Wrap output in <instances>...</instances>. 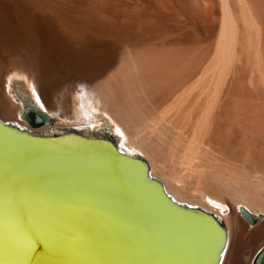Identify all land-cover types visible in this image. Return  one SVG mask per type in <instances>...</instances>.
I'll list each match as a JSON object with an SVG mask.
<instances>
[{
  "label": "bare ground",
  "instance_id": "6f19581e",
  "mask_svg": "<svg viewBox=\"0 0 264 264\" xmlns=\"http://www.w3.org/2000/svg\"><path fill=\"white\" fill-rule=\"evenodd\" d=\"M193 1L0 0V122L97 136L81 127L102 110L118 147L143 157L167 194L221 220V264H250L245 247L264 244V0H199L200 11ZM243 65L263 102L236 78ZM21 76L30 99L67 121H22ZM63 136L51 144L58 158L77 145ZM240 206L260 220L249 226Z\"/></svg>",
  "mask_w": 264,
  "mask_h": 264
},
{
  "label": "water",
  "instance_id": "95a60500",
  "mask_svg": "<svg viewBox=\"0 0 264 264\" xmlns=\"http://www.w3.org/2000/svg\"><path fill=\"white\" fill-rule=\"evenodd\" d=\"M26 109L29 126L51 122ZM0 130L10 138L0 143V264H221V220L174 200L112 135ZM62 136L77 145L58 158L51 144ZM239 212L249 224L260 217ZM252 264H264V244Z\"/></svg>",
  "mask_w": 264,
  "mask_h": 264
},
{
  "label": "rangeland",
  "instance_id": "374dc122",
  "mask_svg": "<svg viewBox=\"0 0 264 264\" xmlns=\"http://www.w3.org/2000/svg\"><path fill=\"white\" fill-rule=\"evenodd\" d=\"M165 2H168V0H164ZM197 1V0H196ZM214 2H215V0H213ZM199 2V0L197 1V4H196V2H194L193 1V3L195 4L194 6H196L197 7V9L199 10H201V8H199V7H201L200 6V3H198ZM215 7H216V2H215ZM196 9V10H197ZM216 9H218L217 7H216ZM199 10V11H200ZM217 24V21L215 22V26H217L216 25ZM214 26V28H216ZM193 29H192V27H190V30H192L193 32H194V34H195V36H196V38H195V41H197V42H201L200 44H204V42H205V40H207L208 41V39H203L202 37H204L203 36V33L201 34V32L199 33V30H200V28H198V26L197 25H193ZM216 30L214 29V32H215ZM200 36V37H199ZM206 41V42H207ZM205 42V43H206ZM209 42V41H208ZM244 67V68H243ZM243 67H241L240 66V68L242 69L241 71L239 70L236 74L237 75H235V74H231V78L235 75L236 76V78H237V76H238V74H240L241 76H242V74H243V82H241L242 80L240 79V80H238V82H241L240 83V85H241V87L244 89V90H246V92H248V93H250L249 95H251V97L253 96V97H255V99L258 97V96H260V95H258L257 97L255 96V95H257L258 93L259 94H261L262 93V91L260 90V89H258V87L256 88V85L255 84H253L254 82H247V75H248V71H247V69L246 70H244L245 69V65H243ZM243 70H244V72H243ZM248 72V73H247ZM14 75H16V74H14ZM239 75V76H240ZM17 76V75H16ZM234 76V77H235ZM238 76V77H239ZM246 76V77H245ZM250 76H252L251 74H249V80H250ZM22 78H23V80L20 78H14L15 80H18V81H20L21 80V85L20 84H18V86H15V90H16V93H22V96H21V100L20 99H18V100H16V102L18 103V104H20L21 106H22V111H21V114H20V118H21V120L22 121H24L25 123H26V121L24 120V119H22L23 117H22V115L24 114V111H25V109L27 110V111H30L31 109V107H36V108H38V107H40L41 108V112H43V113H45L46 115H48L49 117H51V122L50 123H48V122H40V124L41 125H39L38 127H47V126H53V125H55V124H57V123H60V122H65V121H67V118L66 117H59V116H57V115H51L49 112H47L45 109H44V107L42 106V105H40L39 104V101L34 97L33 99L31 98L30 99V96H31V94H30V91H33V88L31 87V83H30V81L29 80H27L24 76H21ZM233 77V78H234ZM245 77V78H244ZM12 77H10V79H11ZM240 78V77H239ZM242 78V77H241ZM244 80H245V84H244ZM28 82L30 83L29 85H30V89H29V86H28ZM27 85H26V84ZM253 84V87H251V85ZM17 85V84H16ZM246 87H245V86ZM26 91V93H23L22 91ZM247 90H249V91H247ZM254 90V91H253ZM256 90L258 91V92H256ZM18 91V92H17ZM260 91V92H259ZM13 92V94H14V91H12ZM16 93L14 94V95H16ZM18 93V94H19ZM247 93V94H248ZM257 93V94H256ZM17 96V95H16ZM19 96V95H18ZM263 98H264V92H263V94L261 95ZM260 96V97H261ZM262 97L261 98H259L258 97V99L260 100L261 99V101H262ZM261 101H258L257 100V103H261ZM21 102V103H20ZM263 102V101H262ZM264 103V102H263ZM67 108H68V114L69 113H71L72 111H71V109H70V107L69 106H67ZM87 113H90L93 117H94V115H93V112H87ZM29 114H35V113H29ZM72 114V113H71ZM96 116H95V123L98 125V126H94V128H90V127H81V129H87V130H91V131H95V132H97V133H99V134H110V135H112V137L113 136H115V134L113 133V130L111 129V127H110V124H109V122H108V118H107V116H106V114H105V112H103L102 110H97V112H96ZM62 122V123H63ZM66 127V128H65ZM69 127V126H68ZM59 128H64V129H61L60 131H58V132H62V131H65L66 129H67V126L63 123V125L61 124V126L59 127ZM113 139H114V137H113ZM115 140V139H114ZM116 142V141H115ZM224 207V209L225 210H228L227 209V207L226 206H223ZM226 213H228V211H225ZM261 213V212H260ZM262 214V213H261ZM263 215V214H262ZM241 218L246 222V223H248L242 216H241ZM261 219H263V217L261 218ZM260 220V219H259ZM258 220V221H259ZM257 221V222H258ZM256 222V223H257ZM255 223V224H256ZM249 226H253V225H251V224H248ZM257 245H258V243L256 244V246H254V247H245V252L246 253H244L242 256H243V258H245V259H247L248 258V256L250 257V260H249V263L250 264H252V259H253V257H254V255L256 254V252L258 251V249L263 245H261L258 249H256V247H257ZM254 248V249H253Z\"/></svg>",
  "mask_w": 264,
  "mask_h": 264
}]
</instances>
